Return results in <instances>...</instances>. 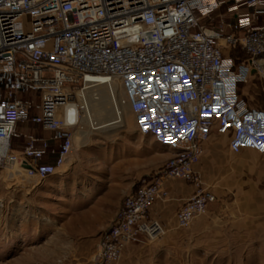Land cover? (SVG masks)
<instances>
[{
    "label": "built area",
    "instance_id": "obj_1",
    "mask_svg": "<svg viewBox=\"0 0 264 264\" xmlns=\"http://www.w3.org/2000/svg\"><path fill=\"white\" fill-rule=\"evenodd\" d=\"M263 57L264 0H0V169L39 181L61 174L88 92L108 90L121 115L119 91L139 135L172 157L142 176L102 232L93 263H118L140 236H164L150 210L168 198V182L197 187L177 213L180 229L208 213L217 197L195 167L213 137L227 138L235 155L264 157V108L238 92ZM25 125L50 137L18 134Z\"/></svg>",
    "mask_w": 264,
    "mask_h": 264
},
{
    "label": "rangeland",
    "instance_id": "obj_2",
    "mask_svg": "<svg viewBox=\"0 0 264 264\" xmlns=\"http://www.w3.org/2000/svg\"><path fill=\"white\" fill-rule=\"evenodd\" d=\"M225 12L222 9L218 15ZM237 54L243 61L242 52ZM263 70L261 65V73L253 72L247 84L238 86V92L250 105L264 108ZM17 133L50 137L32 125L20 126ZM219 138L229 143L227 138ZM25 146L23 136L12 141L16 154ZM254 154L264 162L263 156ZM171 157L152 137L139 135L129 110L124 128L115 134L94 133L82 145L76 139L71 157L57 176L39 181L21 173L12 180L8 169H20H0V264H94L99 238L113 223L124 198L144 174L158 171ZM208 188L217 201L204 241L170 245L160 243L162 236L147 244L146 237L140 236L114 264H264V233L251 235L240 229L238 246L235 238L231 248L220 243L221 231L231 228L226 219L235 218L237 212L260 211L264 193H218L226 187L217 179ZM260 189L264 192V184Z\"/></svg>",
    "mask_w": 264,
    "mask_h": 264
},
{
    "label": "crops",
    "instance_id": "obj_3",
    "mask_svg": "<svg viewBox=\"0 0 264 264\" xmlns=\"http://www.w3.org/2000/svg\"><path fill=\"white\" fill-rule=\"evenodd\" d=\"M204 147L205 154L195 170L201 175L205 188L209 187L212 180L217 179L220 184L226 187L218 193H264L260 189V186L264 184V162L260 161L254 152L244 151L235 155L229 150V143L221 141L217 136L208 141ZM165 189L168 192V198L164 201H157L150 210L151 221L158 223L164 232V236L161 240L159 239L160 243L164 241V243L174 245L182 241L186 243L204 241L209 233L210 228L207 223L214 213L213 205L205 216L194 221L189 228L180 229L177 225V213L195 193L197 187L189 181L173 180L165 185ZM262 210L264 207L257 212L256 210L243 214L237 212L235 218L229 216L225 224H230L231 228L221 231L220 243H225L226 248L229 246L231 248L234 238L237 240V246L239 245L243 231H248L249 234L252 233L251 235L253 232L264 233V212ZM146 242L147 244L152 243L148 239ZM132 247L127 251H131Z\"/></svg>",
    "mask_w": 264,
    "mask_h": 264
},
{
    "label": "bare ground",
    "instance_id": "obj_4",
    "mask_svg": "<svg viewBox=\"0 0 264 264\" xmlns=\"http://www.w3.org/2000/svg\"><path fill=\"white\" fill-rule=\"evenodd\" d=\"M259 63L264 67V58ZM118 97H121L119 91L118 94H115V102L121 115H118L108 90L99 88L88 92L85 98L87 101V111L83 122V130H78L76 134V139L81 145L94 133L109 136L124 128L129 109L119 105ZM1 164L2 162L0 161ZM14 170L8 169V171H11L8 173V177L12 180L16 179L18 174L23 173L22 170Z\"/></svg>",
    "mask_w": 264,
    "mask_h": 264
}]
</instances>
